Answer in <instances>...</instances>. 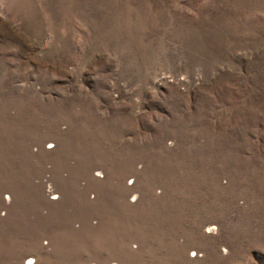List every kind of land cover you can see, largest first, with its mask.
I'll use <instances>...</instances> for the list:
<instances>
[{
    "label": "rangeland",
    "instance_id": "1",
    "mask_svg": "<svg viewBox=\"0 0 264 264\" xmlns=\"http://www.w3.org/2000/svg\"><path fill=\"white\" fill-rule=\"evenodd\" d=\"M27 262L264 264V0H0V264Z\"/></svg>",
    "mask_w": 264,
    "mask_h": 264
},
{
    "label": "bare ground",
    "instance_id": "2",
    "mask_svg": "<svg viewBox=\"0 0 264 264\" xmlns=\"http://www.w3.org/2000/svg\"><path fill=\"white\" fill-rule=\"evenodd\" d=\"M26 259H29V260H30V259H31V257H27V258H25V260H26ZM29 263H30V262H29ZM29 263L27 262L26 264H29Z\"/></svg>",
    "mask_w": 264,
    "mask_h": 264
}]
</instances>
